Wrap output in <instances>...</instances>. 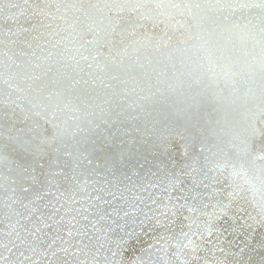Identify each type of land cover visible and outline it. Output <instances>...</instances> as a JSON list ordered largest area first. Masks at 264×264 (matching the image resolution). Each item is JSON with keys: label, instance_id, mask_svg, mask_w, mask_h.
<instances>
[{"label": "snow or ice", "instance_id": "6c2138e0", "mask_svg": "<svg viewBox=\"0 0 264 264\" xmlns=\"http://www.w3.org/2000/svg\"><path fill=\"white\" fill-rule=\"evenodd\" d=\"M0 264H264V0H0Z\"/></svg>", "mask_w": 264, "mask_h": 264}, {"label": "water", "instance_id": "95a60500", "mask_svg": "<svg viewBox=\"0 0 264 264\" xmlns=\"http://www.w3.org/2000/svg\"><path fill=\"white\" fill-rule=\"evenodd\" d=\"M225 235H227V233ZM228 238L230 239L231 237H228Z\"/></svg>", "mask_w": 264, "mask_h": 264}]
</instances>
